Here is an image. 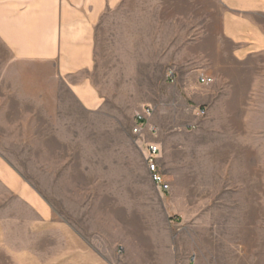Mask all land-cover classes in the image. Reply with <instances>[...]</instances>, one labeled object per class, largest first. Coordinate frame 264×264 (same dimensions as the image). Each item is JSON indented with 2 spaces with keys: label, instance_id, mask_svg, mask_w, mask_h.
<instances>
[{
  "label": "rangeland",
  "instance_id": "obj_1",
  "mask_svg": "<svg viewBox=\"0 0 264 264\" xmlns=\"http://www.w3.org/2000/svg\"><path fill=\"white\" fill-rule=\"evenodd\" d=\"M220 15L215 0H121L71 79L91 109L55 64L0 46V264H264V56L235 60ZM198 130L213 136H169Z\"/></svg>",
  "mask_w": 264,
  "mask_h": 264
},
{
  "label": "crops",
  "instance_id": "obj_2",
  "mask_svg": "<svg viewBox=\"0 0 264 264\" xmlns=\"http://www.w3.org/2000/svg\"><path fill=\"white\" fill-rule=\"evenodd\" d=\"M215 1L220 9L222 35L231 45L232 57L237 61H247L264 56V0ZM120 2L0 0V46L11 61L55 64L56 77L70 86L86 109H91L93 98L86 85L83 81L74 84L71 79L92 68L94 30L102 15L115 9ZM150 136L160 135L157 132ZM169 136H213V133L174 131Z\"/></svg>",
  "mask_w": 264,
  "mask_h": 264
},
{
  "label": "built area",
  "instance_id": "obj_3",
  "mask_svg": "<svg viewBox=\"0 0 264 264\" xmlns=\"http://www.w3.org/2000/svg\"><path fill=\"white\" fill-rule=\"evenodd\" d=\"M171 79H174V74L171 73L169 76ZM198 82L203 86H210L214 83V79L207 74L199 75ZM153 115V109L150 107H145L142 112H139L135 117V128L133 132L135 134L142 133L145 129H147V120L151 118ZM198 115L203 117L206 115V110L199 109ZM152 134H156V130L154 128H150L149 130ZM159 154L160 149L156 144H151L147 148V156H146V164L148 167V171L151 175L153 182L160 186L162 190L166 191L169 189L168 184L165 182L163 175L159 171Z\"/></svg>",
  "mask_w": 264,
  "mask_h": 264
}]
</instances>
